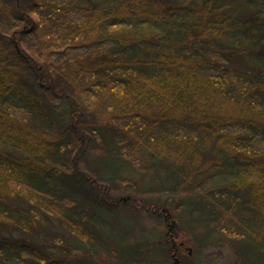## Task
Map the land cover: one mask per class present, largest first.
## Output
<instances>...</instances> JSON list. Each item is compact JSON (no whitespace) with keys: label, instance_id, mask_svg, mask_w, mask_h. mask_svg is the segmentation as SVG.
<instances>
[{"label":"trees","instance_id":"1","mask_svg":"<svg viewBox=\"0 0 264 264\" xmlns=\"http://www.w3.org/2000/svg\"><path fill=\"white\" fill-rule=\"evenodd\" d=\"M107 147L157 175L169 226L176 207L264 256V0H0V229L45 237L52 213L97 244L80 190L110 187L84 169ZM62 248L0 238L84 260Z\"/></svg>","mask_w":264,"mask_h":264},{"label":"rangeland","instance_id":"2","mask_svg":"<svg viewBox=\"0 0 264 264\" xmlns=\"http://www.w3.org/2000/svg\"><path fill=\"white\" fill-rule=\"evenodd\" d=\"M106 151L111 153L97 158L91 155L84 161V169L107 179L110 187L101 192L102 189L97 188L96 184L89 183L88 189L92 185L99 192L96 194L92 189L89 197L80 190L88 214L91 211L90 203L93 202L95 206L90 218L97 222V228L101 230L97 244L75 238L61 217L52 213L45 218V237L32 232L0 229V238L31 245L51 255H64L62 247L71 246L72 254L63 263H74L84 258L80 264H264V256L258 254L250 243L228 238L217 230L212 231L179 208L172 209L170 220L175 221L171 224L178 225L175 229L179 228L180 232L175 234V231H169L175 225L173 228L169 226L161 211L152 210L143 202L167 203V191L153 190V186L159 184L157 175L145 171L140 164L124 159L117 151L114 153L115 150L110 151L107 147ZM165 182L158 187H166L168 181ZM125 195L134 198L139 195L142 198L121 201ZM167 232L173 234L171 252L166 242ZM26 253L24 250L21 255L10 258L0 255V264H21L25 260L23 257H27ZM143 254V259H136ZM118 255L134 259L126 260L129 261L126 263H113Z\"/></svg>","mask_w":264,"mask_h":264},{"label":"water","instance_id":"3","mask_svg":"<svg viewBox=\"0 0 264 264\" xmlns=\"http://www.w3.org/2000/svg\"><path fill=\"white\" fill-rule=\"evenodd\" d=\"M178 262H179V258L176 259V263H178Z\"/></svg>","mask_w":264,"mask_h":264}]
</instances>
